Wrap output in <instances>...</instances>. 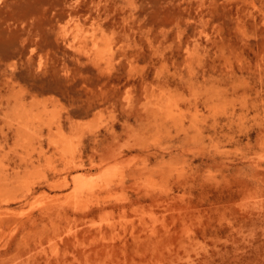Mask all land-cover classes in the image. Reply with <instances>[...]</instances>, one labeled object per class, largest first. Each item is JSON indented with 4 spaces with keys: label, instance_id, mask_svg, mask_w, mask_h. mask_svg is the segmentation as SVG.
I'll return each mask as SVG.
<instances>
[{
    "label": "rangeland",
    "instance_id": "obj_1",
    "mask_svg": "<svg viewBox=\"0 0 264 264\" xmlns=\"http://www.w3.org/2000/svg\"><path fill=\"white\" fill-rule=\"evenodd\" d=\"M69 1L0 0V264H264V0Z\"/></svg>",
    "mask_w": 264,
    "mask_h": 264
},
{
    "label": "bare ground",
    "instance_id": "obj_2",
    "mask_svg": "<svg viewBox=\"0 0 264 264\" xmlns=\"http://www.w3.org/2000/svg\"><path fill=\"white\" fill-rule=\"evenodd\" d=\"M54 6L55 8L59 11V16H68V19L66 20V23L69 22H73L74 24V30L72 33V39L76 40L77 42H83L86 39L85 36V29H84V25L83 22L86 19L85 15H83V10L82 9V13H76L77 10V6L76 8L74 7L75 2L69 1V0H54ZM196 1H200L202 2L203 0H196ZM215 0H209V3H213ZM91 4L85 8V13L87 15H93L92 13V6L96 5L97 3H95V0H91ZM52 3V2H51ZM94 17V15H93ZM204 19L201 16H196V22H198L199 24L203 23ZM103 36V32L100 33ZM94 44H97V42L95 41Z\"/></svg>",
    "mask_w": 264,
    "mask_h": 264
}]
</instances>
